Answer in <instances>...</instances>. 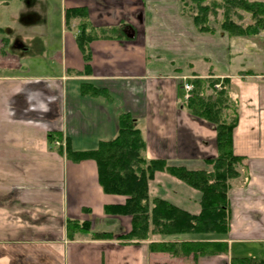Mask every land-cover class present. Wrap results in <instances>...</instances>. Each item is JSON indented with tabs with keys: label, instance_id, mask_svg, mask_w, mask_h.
I'll return each mask as SVG.
<instances>
[{
	"label": "crops",
	"instance_id": "crops-1",
	"mask_svg": "<svg viewBox=\"0 0 264 264\" xmlns=\"http://www.w3.org/2000/svg\"><path fill=\"white\" fill-rule=\"evenodd\" d=\"M159 1L0 0V64L26 57L25 39L47 31L52 17L60 31L48 58L53 73L15 76L0 65V264H188L180 252L94 239L92 232L130 231L129 217L104 210L126 197L104 192L94 160H70L54 143L68 139L73 151L95 150L117 135L120 114L130 112L149 159L203 170L204 159L217 155L216 130L181 103L177 73L228 80L237 110L233 150L244 159L228 194L227 253L190 260L230 264L229 258L264 255V30L231 36L211 21L213 31H199L181 14V0ZM157 2L176 6L178 23L155 22ZM80 6L93 26L119 27L127 36L91 43V74L80 73L85 60L75 28L65 23V10ZM86 83L105 94L83 93ZM50 133L62 138L51 142ZM149 188L153 197L200 212L197 190L167 172H156ZM69 220L89 222L91 232L69 234Z\"/></svg>",
	"mask_w": 264,
	"mask_h": 264
},
{
	"label": "trees",
	"instance_id": "trees-1",
	"mask_svg": "<svg viewBox=\"0 0 264 264\" xmlns=\"http://www.w3.org/2000/svg\"><path fill=\"white\" fill-rule=\"evenodd\" d=\"M191 1L197 6L194 23L200 31L214 30L209 23V15L211 11L215 13L217 7L224 8L221 28L231 36H253L264 30L263 2L252 0ZM236 9L250 13L253 22L244 27L234 21L231 15L232 10ZM74 20L80 21L76 41L85 60V68L80 73L91 74V43L97 39H122L127 36L119 27L98 28L93 26L89 19L88 9L83 6L65 10L66 25L70 26ZM219 81V79L194 78L192 82L195 94L188 102L191 113L195 117L207 119L215 125L219 154L216 158L208 160L214 164L215 168L212 172L170 165L165 159L147 160L143 155L146 143L130 112L120 114L117 135L108 141H101L95 150L73 151L67 139L66 154L70 160L75 162L86 159L94 160L98 169V182L104 192L126 196L123 204H110L104 208L108 214H128L132 217V229L129 233L117 237L118 239H144L150 231L165 234L227 233L229 231L231 208L228 180L240 174L239 167L243 166L244 161L243 157L236 155L233 150V129L237 124V114L235 112V117L230 122L221 120V107L228 102L227 91L223 90L218 95L208 97L200 95L206 87H213ZM223 83L228 84V80L225 79ZM81 90L91 95L105 94V89L96 88L87 83L81 85ZM55 135L62 138L60 134L50 133L49 141H53ZM60 151L63 152L61 148ZM158 171L174 175L189 186L200 190L202 193L200 213L192 214L161 198L151 200L148 182ZM74 225L78 226V230L91 232L89 222L68 221V228ZM91 236L94 239L113 238L112 234L102 232H92ZM199 245L200 242H183L178 245L162 243L158 248L154 245L151 249L186 251L197 250V248L205 249V246H210ZM233 264H264V255L260 258L236 257L233 258Z\"/></svg>",
	"mask_w": 264,
	"mask_h": 264
},
{
	"label": "rangeland",
	"instance_id": "rangeland-1",
	"mask_svg": "<svg viewBox=\"0 0 264 264\" xmlns=\"http://www.w3.org/2000/svg\"><path fill=\"white\" fill-rule=\"evenodd\" d=\"M158 1V0H156ZM175 1V0H173ZM210 1V0H208ZM220 1V0H219ZM159 2H162L161 0ZM181 5V6H180ZM178 7L180 8V12L181 14L186 17L187 19L189 18L190 22H192V24L195 26V28L198 29V27L195 25L194 23V16L197 13V6L196 4H193L191 0H181V4ZM176 6L174 4H172V6H168L166 4H160L157 2V4L155 5L154 9H156V14L154 15L155 17V22L161 24V25H173L175 22L178 23L176 21V15H174V13H176L174 10ZM170 10L173 12H170ZM125 14H127V12H125ZM129 15H126L125 18H127ZM210 22L213 21L214 23H216L219 28H221V22L224 19V8L223 7H217V9H215V13L214 11L210 12ZM232 19L234 21H236L237 23H239L241 26H247L249 24H251L253 22L252 16L250 13L245 12L244 10H232ZM54 19V21L51 23L52 26H49V28L47 29V31H39L37 34L38 37L36 38H27L25 39V42H27L28 46H29V53L26 55V57H22V58H16L14 57L13 59H1V64H4L5 66L9 65L11 68V72L7 71L8 68H6V71H3L5 74H12L15 76H36V74H48V73H53L51 71V64L49 61V57H50V50L52 48V43L56 44L59 41V29H57V25H56V21L57 18L52 17ZM179 19L181 20L182 23H185L187 19L179 17ZM56 20V21H55ZM209 22V23H210ZM80 21L79 20H74L70 23V28L74 27L76 34H78L79 32V25ZM127 25V24H126ZM72 26V27H71ZM222 29V28H221ZM44 30V29H43ZM200 31V30H199ZM0 37H2V35H0ZM154 39V38H153ZM152 39V40H153ZM149 37L148 34H146V42H148ZM2 45L0 46V51L2 52ZM178 48V47H177ZM176 48V49H177ZM174 49V50H176ZM3 53V52H2ZM6 54V53H5ZM14 55V53L12 54ZM177 58V56H174ZM0 64V65H1ZM18 66H20L18 68ZM180 74V75H179ZM6 76V75H5ZM177 77V83L180 89V100L182 104H185L189 114L194 117L195 119L198 120H204L206 121L207 124H209L210 126L215 128L214 123L209 122L207 119H200L195 117L192 113L191 110L188 106V102L189 100L194 96V92H195V88L193 90V93L191 95L190 98H188L186 100L185 98V94L183 91V84L186 81H191L195 78L186 74H182L181 73H177L176 74ZM204 79H213V78H204ZM214 79H219V78H214ZM220 81L215 84L213 87H206V90L202 91L200 95L204 96V97H208L209 95H218L220 91H227L226 97H227V101L222 107H221V120L222 121H226V122H230L234 119L235 117V112L237 114V110L234 111L236 109V106L234 104V102L231 100L230 95H229V91H228V84L223 83L225 79H219ZM193 83V82H192ZM4 84H2L3 86ZM219 85V86H217ZM233 107H232V106ZM216 130V129H215ZM141 131V130H140ZM142 134V132H141ZM216 136H217V131H216ZM142 137L146 143V147L145 150L143 152V155L145 156V158L147 160H151L147 157L146 154V150H147V142L142 134ZM52 142V141H51ZM61 145L57 146L59 148H61V150L63 151V153L66 154V143L64 144L62 141ZM216 147H217V141H216ZM219 152L217 149V155H215L212 158H216L218 156ZM212 158H206L204 159V171H208V172H212L214 170V164L210 161H208L209 159ZM160 159V158H158ZM168 162V161H167ZM169 164V162H168ZM170 165H174V164H170ZM176 166H181V165H176ZM185 167V166H184ZM241 167H239L240 170ZM191 170V169H190ZM200 171V170H197ZM159 172V171H158ZM174 176V175H172ZM239 176V175H238ZM238 176L235 177H230L228 180V183L230 184V188H231V182L232 180H234L235 178H237ZM176 177V176H174ZM177 178V177H176ZM179 179V178H178ZM182 181V180H181ZM150 182V181H149ZM149 182H148V192L150 191L149 188ZM195 189V188H194ZM197 190V195H198V202L201 206V191L198 189ZM229 194V191H228ZM125 196V195H122ZM150 199L152 200L153 198H160V197H153L150 195ZM126 197V196H125ZM162 199V198H161ZM152 205V204H151ZM200 211H201V207H200ZM200 213V212H199ZM112 215H120V216H126L129 217L130 221H129V226H130V230L132 229V217L128 214H112ZM231 220V217H230ZM152 225V224H150ZM67 230L69 232V234H73L74 232H83L82 230H78V226L74 225V227H70L68 228V222H67ZM130 231H128L127 233H129ZM126 233V234H127ZM111 234V233H110ZM125 234V233H124ZM122 234V235H124ZM113 235V234H112ZM154 235H159L161 237V239H156L154 240L153 236ZM227 233H215V232H207V233H183V234H165V233H159V232H149L147 238L141 239V238H128V239H118L117 237H119L120 235H113L114 239L116 238L117 240L123 242L124 244H137V245H142L145 244L148 246L149 250L152 252H169L171 254H186L188 257V264H194V261H191V256L193 258H198L200 256H210V255H216V254H224L227 253L228 251V244H227ZM183 242H188V243H195V242H200V245H210V246H205V249H198L197 250H186V251H177V250H167V251H163V250H153L151 249V247H153L154 245H157L156 248H158V246L162 243H173V244H180ZM152 245V246H151ZM199 245V246H200ZM190 256V257H189ZM230 264H233V258L232 259H228Z\"/></svg>",
	"mask_w": 264,
	"mask_h": 264
},
{
	"label": "built area",
	"instance_id": "built-area-1",
	"mask_svg": "<svg viewBox=\"0 0 264 264\" xmlns=\"http://www.w3.org/2000/svg\"><path fill=\"white\" fill-rule=\"evenodd\" d=\"M219 86V85H217ZM183 91H184V94H185V98L186 100L188 98L191 97L192 93H193V90H194V85L191 81H186L184 84H183ZM57 146L61 145V142L59 140H56L54 142Z\"/></svg>",
	"mask_w": 264,
	"mask_h": 264
}]
</instances>
